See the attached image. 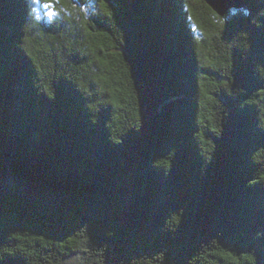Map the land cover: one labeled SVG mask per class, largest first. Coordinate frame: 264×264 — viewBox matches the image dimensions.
Segmentation results:
<instances>
[{
	"label": "trees",
	"instance_id": "1",
	"mask_svg": "<svg viewBox=\"0 0 264 264\" xmlns=\"http://www.w3.org/2000/svg\"><path fill=\"white\" fill-rule=\"evenodd\" d=\"M43 1L0 0V264H264V0Z\"/></svg>",
	"mask_w": 264,
	"mask_h": 264
},
{
	"label": "water",
	"instance_id": "2",
	"mask_svg": "<svg viewBox=\"0 0 264 264\" xmlns=\"http://www.w3.org/2000/svg\"><path fill=\"white\" fill-rule=\"evenodd\" d=\"M206 4L220 17L224 18L230 10L244 7V0H205Z\"/></svg>",
	"mask_w": 264,
	"mask_h": 264
},
{
	"label": "rangeland",
	"instance_id": "3",
	"mask_svg": "<svg viewBox=\"0 0 264 264\" xmlns=\"http://www.w3.org/2000/svg\"><path fill=\"white\" fill-rule=\"evenodd\" d=\"M30 1L34 4L33 5V9H35L34 13L36 14V17L39 21H44L49 25L54 21L63 19L62 16H59L58 11L54 8V6L51 3H46V1H43L41 4L40 0H30ZM45 5H48L49 7L46 8L44 7ZM49 11L55 13V15H53L51 18H49L47 15ZM232 11L234 10H230V12Z\"/></svg>",
	"mask_w": 264,
	"mask_h": 264
},
{
	"label": "snow or ice",
	"instance_id": "4",
	"mask_svg": "<svg viewBox=\"0 0 264 264\" xmlns=\"http://www.w3.org/2000/svg\"><path fill=\"white\" fill-rule=\"evenodd\" d=\"M44 7L48 8L49 6H48V5H45ZM33 12H35V9H33ZM47 15H48L49 18H51L53 15H55V13L52 12V11H49V12L47 13Z\"/></svg>",
	"mask_w": 264,
	"mask_h": 264
}]
</instances>
